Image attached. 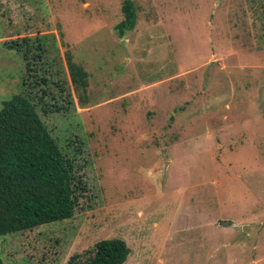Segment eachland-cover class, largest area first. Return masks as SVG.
I'll return each mask as SVG.
<instances>
[{"label":"rangeland","instance_id":"374dc122","mask_svg":"<svg viewBox=\"0 0 264 264\" xmlns=\"http://www.w3.org/2000/svg\"><path fill=\"white\" fill-rule=\"evenodd\" d=\"M124 1L0 0V108L29 81L8 43L41 38L52 111L37 107L88 185L72 218L1 237L3 264H66L106 238L125 264H264V0H133L121 37Z\"/></svg>","mask_w":264,"mask_h":264},{"label":"trees","instance_id":"16d2710c","mask_svg":"<svg viewBox=\"0 0 264 264\" xmlns=\"http://www.w3.org/2000/svg\"><path fill=\"white\" fill-rule=\"evenodd\" d=\"M122 10L124 17L115 25L121 37L133 30L138 20L133 0H125ZM40 39L26 37L8 43L11 48L26 49L29 81L24 92L15 93L0 108V238L72 218L81 197L88 192L87 183L78 174L74 159L66 150L68 143L65 141L61 145L62 138L53 133L37 107L39 104L44 106L45 114L52 111L49 104L52 99L45 100L42 95L48 93L47 88L41 87V94L34 89L36 85L50 83L46 77L37 80L40 68L36 69V64L44 66L45 73L52 66ZM37 42L38 46L35 45ZM36 49L44 50L45 57L41 59L40 53H35ZM66 57L75 90L83 88L86 91L89 75L74 62L69 49ZM52 84L60 86L61 91L65 90L56 80H52ZM74 103L71 92H68L64 105L68 107ZM58 105L57 109H60L63 104ZM130 253L126 240L106 238L96 242L91 250L73 254L66 264H125ZM0 264H3L1 250Z\"/></svg>","mask_w":264,"mask_h":264},{"label":"water","instance_id":"95a60500","mask_svg":"<svg viewBox=\"0 0 264 264\" xmlns=\"http://www.w3.org/2000/svg\"><path fill=\"white\" fill-rule=\"evenodd\" d=\"M222 223H223V224H228L227 222H224V221H223Z\"/></svg>","mask_w":264,"mask_h":264}]
</instances>
